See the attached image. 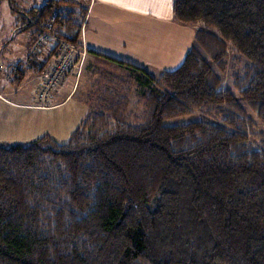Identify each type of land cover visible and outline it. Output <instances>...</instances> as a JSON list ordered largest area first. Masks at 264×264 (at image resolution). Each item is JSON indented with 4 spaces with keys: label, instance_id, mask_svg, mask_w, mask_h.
Returning a JSON list of instances; mask_svg holds the SVG:
<instances>
[{
    "label": "trees",
    "instance_id": "obj_1",
    "mask_svg": "<svg viewBox=\"0 0 264 264\" xmlns=\"http://www.w3.org/2000/svg\"><path fill=\"white\" fill-rule=\"evenodd\" d=\"M5 1L14 35L80 48L86 5ZM173 20L197 28L177 68L89 51L125 75L87 65L92 107L66 143H0V264H264V0H173ZM229 50L246 63L223 89Z\"/></svg>",
    "mask_w": 264,
    "mask_h": 264
},
{
    "label": "crops",
    "instance_id": "obj_2",
    "mask_svg": "<svg viewBox=\"0 0 264 264\" xmlns=\"http://www.w3.org/2000/svg\"><path fill=\"white\" fill-rule=\"evenodd\" d=\"M85 5L87 12L80 30V49L85 52V65L82 64L80 74L83 67L91 62L97 64L103 61L114 65L89 51L142 68L152 76L173 70L182 63L197 30L173 20V0H86ZM13 26L14 23L11 25L12 40L8 42L7 39L3 51L13 52L12 46L18 37V52L15 58L6 62V72L4 62L0 61V143L25 144L44 135L55 140L60 135L56 128L62 129L71 116L56 121L54 115L77 94L73 77L79 71L71 72L63 85L52 94L48 104L39 107L34 99L40 86L39 72L29 67L27 57L30 48L22 46L31 32L14 35ZM32 36L35 37L34 46L40 35ZM40 51L42 53L36 55V64L43 68L50 67L54 62L53 53L47 47ZM22 52L23 56H20ZM17 64L24 72L19 86L12 83V70ZM7 84L15 88L6 90ZM29 88L34 89L32 93H29ZM79 102L76 106H86L84 100ZM76 106L72 107L73 112L80 109ZM84 115H87V111ZM68 129L64 131L70 136L76 128L72 131Z\"/></svg>",
    "mask_w": 264,
    "mask_h": 264
},
{
    "label": "rangeland",
    "instance_id": "obj_3",
    "mask_svg": "<svg viewBox=\"0 0 264 264\" xmlns=\"http://www.w3.org/2000/svg\"><path fill=\"white\" fill-rule=\"evenodd\" d=\"M45 0H12L11 3L15 8H20V9H29L32 6H37L40 5L41 3H43ZM70 1V0H67ZM0 61L4 62L5 67L6 62L15 58L14 56L16 55V51L18 49V37L16 38V42H14L13 44V52L12 51H3V46L5 44V42L7 41V39H10L12 36V29H11V25L12 23H16V19H15V15H13L10 11V9L8 8V5L6 3L5 0H0ZM86 0H79L78 3H81L83 5H85ZM50 23V22H49ZM48 23V24H49ZM13 30H14V26H13ZM28 33L27 34V38L26 41L23 43L22 46L25 45V48H30L28 56L30 53L32 54H38V53H42L40 50H42L44 47H47L50 49V53H53L54 56V47H53V43H49V42H45V43H41V45H38V41L34 44V46H32V44L34 43L35 37L32 36L35 33ZM26 48V49H27ZM233 51L229 50V58H228V69H227V73L224 77V81L222 84V88L223 89H231L232 87V79L231 76L234 72L240 70V68H242L243 65H245L246 63V59L241 57L238 58L239 62L235 63V60L232 59L233 57ZM23 52L21 53L20 56L22 55ZM24 58V57H23ZM55 59V57H54ZM28 60V57H27ZM36 61V59H35ZM54 63V62H53ZM84 64V63H83ZM85 65V64H84ZM92 67H95V70H97L100 73H109L110 75H114V76H124L125 73L123 71V69L118 68L114 65L111 64H106L103 61H98L97 64H95V62H91ZM4 67V66H3ZM87 67V66H86ZM83 67V71L80 74V70L77 74V76L73 77V80H75L76 82V95L73 97V99L71 100V102H69L65 107L59 109L57 111V115H54L55 120L57 121V119H63V118H69L70 116V120L67 121L66 124L62 125V129H58L56 128L59 132L60 135L56 136L55 140L56 142L63 144L66 143V141L69 138L68 133H65L66 131H64L65 128H69L68 130L72 131L74 130L76 127H74L76 124H78V122H80L79 120H81L82 118H84L86 115H84L87 111L90 112V108L92 107V105L89 104L86 105L87 106V110H86V106L82 107V106H76L80 100L85 99V94L88 93V91L90 90V86L91 84H93L94 81H96L98 79V75L94 74V75H89L90 71L87 70V68ZM5 72L8 70L7 67L5 68ZM2 70H4V68H2ZM1 73V72H0ZM9 75V74H8ZM7 76V75H6ZM158 75H155L154 77H156ZM13 79V78H12ZM23 80V79H22ZM22 80H18L16 82L18 83H14V85L19 86V84H21ZM9 86H7L6 90H10L12 91L15 86L14 85H10L7 84ZM29 93L33 92V88H29ZM138 87L133 86L130 96H129V110L134 112V113H139L141 112V106L140 104H138ZM80 103V102H79ZM80 107V109H76V111L73 112L72 107ZM78 110V111H77ZM199 118L198 114H194L191 116H185V117H180L174 120H171L169 123L170 124H181V123H186L189 121H193V120H197ZM71 121V122H70ZM70 122V124H69ZM52 129V128H51ZM68 131V132H70ZM255 131L256 132H261L264 133V131L262 130L260 125L255 126ZM54 132V131H53ZM56 135V134H55ZM10 145H15L16 143H7Z\"/></svg>",
    "mask_w": 264,
    "mask_h": 264
},
{
    "label": "built area",
    "instance_id": "obj_4",
    "mask_svg": "<svg viewBox=\"0 0 264 264\" xmlns=\"http://www.w3.org/2000/svg\"><path fill=\"white\" fill-rule=\"evenodd\" d=\"M70 1L78 2L79 0ZM53 21L54 17L47 25V31L51 30ZM45 42L53 43L55 59L50 67L42 68L39 71L40 86L34 97L39 107H45L48 104L52 94L63 85L71 72L80 70L85 58V52L82 49L60 38L52 37L46 33L40 36L38 45Z\"/></svg>",
    "mask_w": 264,
    "mask_h": 264
}]
</instances>
